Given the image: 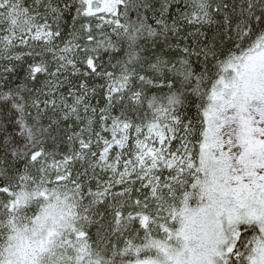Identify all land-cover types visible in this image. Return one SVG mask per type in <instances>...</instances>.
I'll list each match as a JSON object with an SVG mask.
<instances>
[{
	"label": "snow or ice",
	"instance_id": "1",
	"mask_svg": "<svg viewBox=\"0 0 264 264\" xmlns=\"http://www.w3.org/2000/svg\"><path fill=\"white\" fill-rule=\"evenodd\" d=\"M0 264H264V0H0Z\"/></svg>",
	"mask_w": 264,
	"mask_h": 264
}]
</instances>
